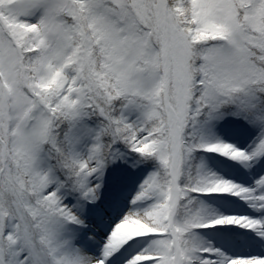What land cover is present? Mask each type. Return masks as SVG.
Masks as SVG:
<instances>
[{
  "label": "snow or ice",
  "instance_id": "obj_1",
  "mask_svg": "<svg viewBox=\"0 0 264 264\" xmlns=\"http://www.w3.org/2000/svg\"><path fill=\"white\" fill-rule=\"evenodd\" d=\"M0 264H264V0H0Z\"/></svg>",
  "mask_w": 264,
  "mask_h": 264
}]
</instances>
